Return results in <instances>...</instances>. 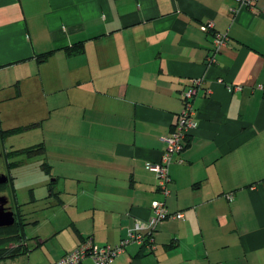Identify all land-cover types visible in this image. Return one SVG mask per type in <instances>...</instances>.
<instances>
[{
  "label": "crops",
  "instance_id": "crops-1",
  "mask_svg": "<svg viewBox=\"0 0 264 264\" xmlns=\"http://www.w3.org/2000/svg\"><path fill=\"white\" fill-rule=\"evenodd\" d=\"M216 34L228 37L219 51ZM193 79L198 126L164 197L148 167ZM262 87L264 0L253 10L236 0H0V125L43 126L59 157L43 134L56 220L35 222L31 239L26 227L28 252L5 264H54L89 237L117 245L155 201L184 219L163 221L152 249L131 244L114 264H264Z\"/></svg>",
  "mask_w": 264,
  "mask_h": 264
},
{
  "label": "built area",
  "instance_id": "built-area-1",
  "mask_svg": "<svg viewBox=\"0 0 264 264\" xmlns=\"http://www.w3.org/2000/svg\"><path fill=\"white\" fill-rule=\"evenodd\" d=\"M241 8L249 10L255 9L258 0H236ZM213 28V23H207L201 26L203 32H208ZM227 35L216 34L214 38V48L220 50L227 43ZM202 85L201 79H193L189 88L181 94L182 110L178 115L177 122L174 125L172 133L164 137L166 151L159 163L149 165V170L156 174L157 187L164 197L170 195L169 183V166L172 164L174 157L183 153L187 138L191 132L197 128L196 110L194 99L198 89ZM241 90L240 87L229 88V92ZM262 90L264 88L262 87ZM231 200L232 197H229ZM167 219L183 220L184 214H170L163 201L152 203L151 215L145 223H137L131 229L127 237L117 245L98 246L93 242V238L85 239L73 251L65 254L59 261L54 264H82L87 259H92L94 264H114L117 257L126 251L131 244L153 248L154 233L158 226Z\"/></svg>",
  "mask_w": 264,
  "mask_h": 264
},
{
  "label": "rangeland",
  "instance_id": "rangeland-1",
  "mask_svg": "<svg viewBox=\"0 0 264 264\" xmlns=\"http://www.w3.org/2000/svg\"><path fill=\"white\" fill-rule=\"evenodd\" d=\"M15 119L7 120L4 119L2 126L0 125V131L5 132L7 130H13L17 127L10 124H13ZM48 128V127H47ZM45 128V129H47ZM44 131V127H36L35 129L29 130H21L19 129L14 135L4 134L2 137V142L0 143V172L4 173L8 178L6 161L4 162L3 155L9 154V152H15L18 150L26 149L31 146L37 145L42 142L43 134L47 135V139L50 140L54 147L48 151V157L55 164L59 157L57 156V137L56 135ZM77 142V139H74ZM1 141V140H0ZM51 143L49 145H51ZM71 156L68 157V160L75 156L76 151H70ZM45 157H35L28 159L26 157L18 156L9 158L7 163L10 168H12L11 163H15L16 161H20V164L15 166L10 173V183L7 185H3L0 187V196H6L9 198L10 205L13 208V211L17 217V219L22 221L24 224L28 223L26 226L27 230V238H32L35 236V228L37 221H41L42 223L48 219L46 224H48L49 220L54 217V213L50 211L49 203L53 202L54 199L46 202L49 199V189L48 183L53 180V178L48 177L46 173L42 170L41 165L44 163ZM77 159V154H76ZM56 161V162H55ZM76 163V160L74 164ZM75 167L73 168V170ZM56 174V173H55ZM9 180V179H8ZM67 186L74 185L72 182H66ZM59 190V186H57ZM34 191V197L32 192ZM66 197V196H65ZM64 215L66 213L64 210H61ZM60 217H58L59 219ZM53 220H56L54 217ZM62 222H66V218L63 219ZM30 223V224H29ZM37 228L36 230H38ZM47 229V228H46ZM6 237L0 236V240H5ZM33 241L32 243H34ZM91 260L92 259H87ZM85 260L83 263H85ZM82 263V264H83ZM93 263V261H92ZM5 264V263H4ZM94 264V263H93Z\"/></svg>",
  "mask_w": 264,
  "mask_h": 264
},
{
  "label": "trees",
  "instance_id": "trees-1",
  "mask_svg": "<svg viewBox=\"0 0 264 264\" xmlns=\"http://www.w3.org/2000/svg\"><path fill=\"white\" fill-rule=\"evenodd\" d=\"M82 49H77V48H68V54L69 55H74L77 53H81ZM33 127H25V128H16L13 130H7L5 132L0 131V142H2V139H4L2 136L4 134L7 135H14L16 132L21 129L23 130H28L32 129ZM190 137V136H189ZM187 138V141L189 139ZM186 141V142H187ZM186 149V145H185ZM184 149V150H185ZM45 145L43 143H39L37 145L31 146L26 149L18 150L15 152H9V154H4L3 158L5 159L6 163V168H7V175L10 183V173L11 170L20 164V161H16L15 163H11L12 168L9 167L7 160L9 158L13 157H26L28 159L35 158V157H41L45 154ZM184 152V151H183ZM43 167V165H42ZM3 187V186H0ZM16 217V215H15ZM27 223H23L21 220L19 221L16 217V222L12 227L8 228H0V236L6 237L7 239L5 240H0V264H4L6 260L15 258L21 253L28 252V248L26 247L27 245L25 244V229H26ZM42 243L41 240H35L34 246L37 247Z\"/></svg>",
  "mask_w": 264,
  "mask_h": 264
},
{
  "label": "water",
  "instance_id": "water-1",
  "mask_svg": "<svg viewBox=\"0 0 264 264\" xmlns=\"http://www.w3.org/2000/svg\"><path fill=\"white\" fill-rule=\"evenodd\" d=\"M8 183V178L5 175L0 177V185ZM9 198L6 196H0V228L12 227L16 222L15 213L13 210H9L7 205Z\"/></svg>",
  "mask_w": 264,
  "mask_h": 264
},
{
  "label": "flooded vegetation",
  "instance_id": "flooded-vegetation-1",
  "mask_svg": "<svg viewBox=\"0 0 264 264\" xmlns=\"http://www.w3.org/2000/svg\"><path fill=\"white\" fill-rule=\"evenodd\" d=\"M2 175H5L4 173H1L0 172V177L2 176ZM6 176V175H5ZM8 182H9V180H8ZM8 184V183H7ZM7 184H5V185H7ZM0 186H3V185H0ZM7 208L10 210H13V208L11 207V205H10V201H9V203H8V205H7Z\"/></svg>",
  "mask_w": 264,
  "mask_h": 264
}]
</instances>
